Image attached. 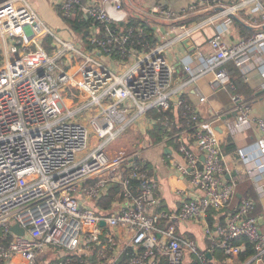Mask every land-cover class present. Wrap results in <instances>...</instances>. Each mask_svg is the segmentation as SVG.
<instances>
[{
	"label": "built area",
	"instance_id": "2783aa9c",
	"mask_svg": "<svg viewBox=\"0 0 264 264\" xmlns=\"http://www.w3.org/2000/svg\"><path fill=\"white\" fill-rule=\"evenodd\" d=\"M80 1L60 0L63 16L69 17ZM261 2L236 0L224 5L223 12L234 14L255 4V11L261 10L255 20L259 30L236 44L217 33L210 40L211 52L200 53L202 66L194 71L186 65L189 76L178 85L176 68L165 56L168 43L128 47L134 28L120 33L109 26L128 21L123 0H101V5L89 7V18L104 24L107 33L79 43L52 30L30 0L0 2V264H37L40 255L53 247L70 253L68 264H89L78 255L93 244L101 246L96 254L103 259L100 264H122L123 251L114 252L120 228L132 236L133 253L127 264H187L186 252L194 257L192 264H208L197 241L178 234L173 221H194L211 209L223 210L235 195L238 181L216 127L228 114L236 112L231 128L245 131L256 126L260 131L257 160L244 147L238 154L249 164L250 176L264 168V118L252 116L249 102L235 92V84L222 67L230 60L243 64L254 48L264 44ZM216 5L219 0H197L180 10L157 11L177 21L181 15ZM191 29L186 24L174 26L170 44L190 36ZM46 36L53 38L51 55L41 48L40 40ZM208 75L213 76V90L229 86L233 91L230 106L213 109L209 117L200 113V105L208 102L206 95H199L196 103L185 98V92ZM69 86L81 91L79 101L68 94ZM173 106L185 109L186 125L177 122L180 130L171 134L173 123L166 120L161 142L149 143H177L183 161L172 158L170 167L187 178L188 188L177 190L182 197L177 212L152 213L159 201L156 183L149 170L137 163L139 150L110 153L109 147L140 120L153 130L159 119L150 112L170 111ZM92 138L98 141L93 148ZM115 186L125 204L120 211L105 215L96 204ZM258 190L264 194V183H259ZM255 208L253 198H243L224 222L206 227V235L230 261L245 250L244 239H248L256 253L243 264H264V232L253 214ZM101 220L109 228L106 234ZM164 220L170 223L161 226ZM12 223L24 228L25 234L16 235Z\"/></svg>",
	"mask_w": 264,
	"mask_h": 264
},
{
	"label": "crops",
	"instance_id": "0c3cea01",
	"mask_svg": "<svg viewBox=\"0 0 264 264\" xmlns=\"http://www.w3.org/2000/svg\"><path fill=\"white\" fill-rule=\"evenodd\" d=\"M2 1L5 0H0V2ZM30 1L41 19L57 34L74 43H79L81 41L86 42L84 39L78 37L65 22V19L61 14L60 0ZM195 1L197 0H123L124 9L128 12L130 18H137L150 23L151 28L158 39V44H169L165 56L176 68L175 85L180 84L189 76V74L184 70L186 65L192 66L194 71H197L202 66L203 58L200 56V53L209 54L211 52L210 40L217 33H223L228 43L236 44L241 40L247 39L259 30L255 20L260 18L261 10L255 11V4L248 6L234 14L223 12L224 5L230 6L231 4L235 3L236 0H219V6L216 5L212 8L201 7L194 13L181 15L177 21L165 18L157 11V9L162 8H173L180 10L184 6H187ZM99 5H101V0H81L79 9L80 12H82L83 18L90 19L87 9L91 6ZM221 12L223 13L220 14ZM215 16L218 18L213 22H206L209 18ZM96 22L97 21L94 20L90 27V36L95 34L99 35L101 32V23L97 24ZM179 24H186L189 28H194L191 35L188 36L192 42V45H189V47H186L183 44L184 39L170 44L174 38L173 27ZM118 31L120 33H124L125 29L119 26ZM106 33L107 29L105 26V33L103 36H106ZM40 43L41 48L45 53L50 55L54 53L55 48L53 46L52 37L46 36L40 40ZM134 47L135 46H133V48ZM248 57L249 58L241 65H238L234 60H230L223 64L222 67L227 70V64L232 63L235 65L238 71L241 72L250 90L253 91V95L250 97V99H245L243 96L241 97L244 101L249 102L253 117L264 118V92H260L264 88V44H260L254 48L249 53ZM208 76H211L210 80L206 79ZM208 76L200 79L197 84L185 92L186 101L187 98H189L192 103H196L199 95H206L207 97L209 96V93H211L210 88L212 89V87L210 86L209 88L207 84H210L213 76ZM232 94L233 93H230L229 95L227 94V96L220 95V98H216L214 96V100H210L208 97V102L200 105L201 115L209 117V114L213 109L228 108L231 104L230 99ZM177 109V106H173L172 110L168 112H173V114H175ZM173 119L176 122H179L176 116H174ZM174 120H172L173 124ZM234 120L235 116L227 119L223 118L216 126L217 131H221V127L226 128L228 131H230L232 138L237 145V149L235 151L229 153L224 151L226 154V160L231 166L235 178L240 179V181L244 177L247 178V183H245V187L243 189H249L252 193L246 195L243 198L250 197L255 200L256 208L253 214L259 218L261 230L264 232V194H260L258 190L259 183H264V168L263 170L256 171L250 176V174L247 172L249 164L242 162L238 154V149L244 147L248 152H251L252 157L257 160L259 156L257 141L261 134L256 126L250 127L245 131H239L237 129L231 128ZM176 124L177 123H175V125ZM133 129L140 136H142V138L148 136V132L152 131L150 128H146V123L142 120L137 122ZM170 141L165 142L163 146L155 145V147L147 150L145 153H143V155H141L139 159H137V163L139 165L146 164L148 162L151 164L152 169L150 174L156 183V196L159 200L158 204L151 208L150 211L152 213L177 212L181 208L182 204V197L177 193V190L179 188H188L187 178L179 176L178 173L170 167V160L172 158L181 162L183 161L181 156L177 153V143L173 141L171 144ZM191 146H194V144L192 143ZM195 150L198 151L196 147ZM117 189L118 199L113 201L111 208H109L110 210L106 211L104 208H99V203L105 197L104 196L96 204L98 211H101L105 215H111L122 209L123 205L125 204V200L120 195L118 187ZM231 211L229 209H227V212H225L224 209L216 210L217 214L214 216V225L219 224V222H224L227 219V215ZM208 214L206 217L194 221L176 220L173 222L175 223L178 234L184 238L197 241L199 249L207 254V258L211 259L213 264H220V261H218L215 257L218 247L214 245L215 242H213L212 238L206 235V227L209 224ZM169 223L170 222L166 224V220H164L161 222V226H166ZM103 228L105 231L104 234H106L109 231V228H107V225ZM115 234L117 245L114 248V252L123 251L121 256V259H123L124 255H128V249H131V254L133 253V247L131 246L132 236L123 230V228L117 230ZM101 239L104 242L106 240L104 236H102ZM208 254H210V256H208ZM69 256L70 253L66 250L60 247H53L43 255H40L37 264H68L67 258ZM129 257L127 256L125 262L128 261ZM16 260L17 259H15V261ZM223 261L227 264H243L238 258L230 261L225 257V255ZM184 262L187 264H192L195 262L192 254L186 252L184 255ZM162 264H166V261H164Z\"/></svg>",
	"mask_w": 264,
	"mask_h": 264
},
{
	"label": "trees",
	"instance_id": "16d2710c",
	"mask_svg": "<svg viewBox=\"0 0 264 264\" xmlns=\"http://www.w3.org/2000/svg\"><path fill=\"white\" fill-rule=\"evenodd\" d=\"M79 6H80V4L75 6V8L73 9V12L71 13V15L69 17L63 16L62 11H61V14L64 17L65 22L75 32V34L78 37L84 39L85 41H88V38L90 36L89 35L90 27H91V25L95 19H92V18L84 19L82 16V12H80ZM128 19L129 20L123 24L122 23H120V24L112 23L109 25L112 29H114L117 32H119L118 31L119 26H121V28L125 29V32H127L129 28H134V32L131 36V39H132L131 41L133 44L129 43L128 47H131V45H132V46H135L137 48H140L139 46L141 43H147L148 46L151 48V47H154L158 44V39L155 36L154 31L152 30L150 23L143 21L141 19H137V18L128 17ZM96 23L100 24L99 22H96ZM100 26H101V32L98 36L103 37V35L105 33V25L100 24ZM138 28H142L143 31H137ZM1 57H2V53H1V48H0V60H1ZM226 67H227V71L230 75V79H231L232 83H234L236 88H237V90L235 92L238 93L239 95L243 96L245 99L246 98L250 99V97L253 95V91L250 90V88L247 85V83L245 82L241 72H239L238 69L235 67V65L232 63H228ZM210 78H211V76L206 77L207 80H210ZM207 86L210 88V84H207ZM67 92L69 95H73L77 101L80 100L81 91L77 87L69 86L67 89ZM210 92L211 93H209V96H208L210 100H214V96L216 98H220L221 97L220 95L227 96V94L229 95L230 93H233V91L231 90V88L229 86L220 87L216 90H212L210 88ZM187 101L189 103H191L189 98H187ZM184 111H185V109L183 107H178V109L176 110V113H175L177 115L173 114V112H168V111H166V112L151 111L150 115L152 114L156 118H158L159 122L152 131L148 132V137L150 138V141H152L154 144L161 142V140L163 139V135L167 132V128L162 123L165 122L166 120H169L171 122L172 120H174L173 119L174 116H176L178 118L179 123L181 122V124H183V126L186 125ZM175 123H177V122L174 120L173 130H172L171 134H174L180 130V128H178L177 125H175ZM218 134H219V138H220L221 144L223 146V149L226 153L235 151L237 149V145H236L234 139L232 138L230 131H228L224 127H221V131H218ZM170 142H171V144L173 143V141H170ZM145 168L148 169L149 172H151L152 168H151V164L149 162L146 163ZM246 180H247L246 177L242 178L241 181H240V179H237L238 187H237L236 193L233 196L230 204L226 207L230 211L235 209V207L237 206V204H239V202L241 201V199L243 197L252 193L251 190H249V189L248 190L243 189L245 187V183H247ZM117 194H118L117 187H113L112 191L100 201L99 208H104L106 211L110 210L109 208H111L113 201L115 199H118ZM226 208L224 209L225 212H227ZM215 214H217L216 210H214V209L209 210L208 223L211 226L214 225ZM244 241H245V245H246L245 250L238 257L239 261H241L242 263H245L252 255H254L256 253L254 244L251 241H249L248 239H244ZM100 247L101 246L99 244H93L88 249L86 248L83 252L79 253L78 256L86 258L89 261V263L100 264V261H102L103 259H99V257L96 255L98 253ZM127 253H128V255H124V257L121 261L122 264H127L125 261H126L127 256L129 257L131 255V249H128ZM91 255H92V258H91ZM215 257L217 258L218 261H220V264H227L226 262L223 261L224 252L222 249H220V248L217 249V251L215 253ZM207 260H208L207 261L208 264H213L211 259H207Z\"/></svg>",
	"mask_w": 264,
	"mask_h": 264
},
{
	"label": "rangeland",
	"instance_id": "374dc122",
	"mask_svg": "<svg viewBox=\"0 0 264 264\" xmlns=\"http://www.w3.org/2000/svg\"><path fill=\"white\" fill-rule=\"evenodd\" d=\"M90 141L93 142V138ZM97 144H98V141L93 142L91 147L93 148ZM141 146H145L144 138H142V136H140L132 128V129H129L127 132H125L123 135H121L119 138H117L114 142L111 143V145L109 147V152L110 153H117L120 151H126L127 153H130L133 150H142L141 154H143L147 151V149L145 147L142 148Z\"/></svg>",
	"mask_w": 264,
	"mask_h": 264
},
{
	"label": "water",
	"instance_id": "95a60500",
	"mask_svg": "<svg viewBox=\"0 0 264 264\" xmlns=\"http://www.w3.org/2000/svg\"><path fill=\"white\" fill-rule=\"evenodd\" d=\"M2 2H3V1H2ZM183 44H184L186 47H189V45H192V42H191L190 38L187 37V38H185V39L183 40ZM260 92H261V93L264 92V88H263ZM260 92H259V93H260ZM233 116H236V112L231 113V114H228L227 116L224 117V119L231 118V117H233ZM99 225H100L101 227H105V226L107 225V223H106L105 220H101V221L99 222ZM11 230H12L13 232H15L16 234H19V235H24V234H25V230H24V228H22L18 223L13 224V225L11 226ZM208 256H210V254H208Z\"/></svg>",
	"mask_w": 264,
	"mask_h": 264
},
{
	"label": "bare ground",
	"instance_id": "6f19581e",
	"mask_svg": "<svg viewBox=\"0 0 264 264\" xmlns=\"http://www.w3.org/2000/svg\"><path fill=\"white\" fill-rule=\"evenodd\" d=\"M130 129H132V128H130ZM127 131H128V130H127ZM149 142H150V138H149L148 136H146V137L144 138V144H146V149H147V150H149V149L155 147L154 144L151 145ZM146 149H145V150H146ZM145 150H144V151H145ZM139 152H140V155H143V154H141V153H142V150H139ZM141 165H143L144 167L146 166V164H141ZM136 181H137V180H136ZM135 194H136V195H139V192L136 191ZM12 224H13V223H12ZM12 224H11V226H12ZM16 235H19V234H16ZM3 242H4V241H3ZM4 243H5V244H4ZM4 243H3V244L6 245V241H5Z\"/></svg>",
	"mask_w": 264,
	"mask_h": 264
}]
</instances>
